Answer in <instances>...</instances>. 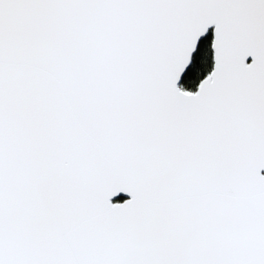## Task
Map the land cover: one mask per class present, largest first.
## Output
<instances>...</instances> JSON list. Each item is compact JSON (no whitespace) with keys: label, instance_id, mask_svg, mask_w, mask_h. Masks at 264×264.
Segmentation results:
<instances>
[{"label":"snow or ice","instance_id":"6c2138e0","mask_svg":"<svg viewBox=\"0 0 264 264\" xmlns=\"http://www.w3.org/2000/svg\"><path fill=\"white\" fill-rule=\"evenodd\" d=\"M0 264H264V0H0Z\"/></svg>","mask_w":264,"mask_h":264}]
</instances>
